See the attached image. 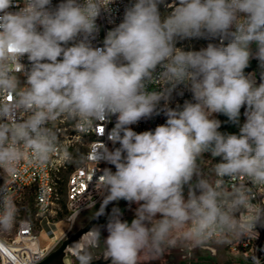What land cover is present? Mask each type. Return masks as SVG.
<instances>
[{
	"label": "clouds",
	"instance_id": "obj_1",
	"mask_svg": "<svg viewBox=\"0 0 264 264\" xmlns=\"http://www.w3.org/2000/svg\"><path fill=\"white\" fill-rule=\"evenodd\" d=\"M113 3L0 0V232L17 224L15 184L24 166L43 170L61 153L73 160L58 122L90 134L116 117L108 132L113 148L97 143L85 159L102 197L97 214L124 200L137 205L135 216L129 223L114 207L106 236L93 226L69 246L75 264H96L98 250L109 264H142L177 248L259 239L264 72L257 84L245 69L252 59L264 68V0H174L170 11L166 0H134L97 46V21ZM191 39L217 42L177 46ZM181 86L192 99L172 108ZM161 113L166 122L154 130L132 129ZM215 114L239 133L220 132ZM248 261L264 264L255 252Z\"/></svg>",
	"mask_w": 264,
	"mask_h": 264
},
{
	"label": "built area",
	"instance_id": "obj_2",
	"mask_svg": "<svg viewBox=\"0 0 264 264\" xmlns=\"http://www.w3.org/2000/svg\"><path fill=\"white\" fill-rule=\"evenodd\" d=\"M59 0H53V4ZM134 0H114L111 5L110 15H102L98 19L99 33L93 43L102 46L107 31L117 26L123 19L124 11ZM16 9H12L15 11ZM217 41H215L216 43ZM23 63L28 64L25 58ZM257 84L261 82L262 71L252 70ZM247 74V73H246ZM155 85H149L151 91ZM182 92L183 94H178ZM192 94L183 86L173 93L170 107L177 104L183 105L186 100H191ZM116 117L109 122L100 125L103 131L98 129L90 134L78 132L73 122L60 121L57 123L60 142L71 153L73 160L66 162L63 153L54 156L51 163L43 170H36L28 166L21 169L22 175L16 179L15 187L18 190L17 203L20 208L17 224L9 233L0 232V264H38L51 251L58 242L44 245L42 233L44 224L57 225L65 221L68 226L65 235L71 231L80 216L90 210L96 209L102 203V197L97 192L93 180L94 166L89 164L85 157L94 151L97 143H102L108 148H113L108 139V132L114 127ZM166 122V117L161 113L150 119H142L132 125L137 133L154 130L155 127ZM118 147L119 145H115ZM83 151V157L79 158L78 152ZM111 167L101 163L99 169ZM100 173L98 172L97 175ZM0 176V183L4 182ZM246 183V181H241ZM264 203V200L261 201ZM41 228V229H40ZM233 252H237L249 264L248 257L256 253L264 261V230L259 239L237 240L229 244Z\"/></svg>",
	"mask_w": 264,
	"mask_h": 264
},
{
	"label": "rangeland",
	"instance_id": "obj_3",
	"mask_svg": "<svg viewBox=\"0 0 264 264\" xmlns=\"http://www.w3.org/2000/svg\"><path fill=\"white\" fill-rule=\"evenodd\" d=\"M168 4V11L171 10V7L174 3V0H166ZM165 9L161 7V12L163 13ZM215 41H208L204 39H191V40H184L179 42L177 45L178 47H183L185 50H199L202 47H206L207 43ZM253 49H255V45H253ZM255 63L256 68L259 71L264 72V68H261L258 61L256 59H252L250 63ZM214 118L220 120V114H215ZM79 158L83 157V151H79L78 153ZM211 157L209 154H205V170L210 167V164L207 163L211 161ZM216 162V161H213ZM114 170V168H113ZM122 202L124 205V212L122 214V219H129L131 220L135 216V210L137 205L135 203H129L124 200H120L118 202H113L107 205V213L106 218L103 221H99L96 226L100 227L102 230V235L106 236L107 232L104 231V226L106 225L108 214L111 213L112 209L115 207L117 203ZM102 207V203L96 209L90 210L80 216V218L76 221L74 227L71 229L68 234L65 235V232L68 226L65 225H54L52 222L51 224H44L43 233H42V241L44 245H50L58 242L54 249H57L62 241L68 237H70L73 233H75L80 228L84 227L89 220L99 212ZM65 222V221H63ZM41 229V228H40ZM97 260L100 259L99 257V250L97 251ZM64 264H75V259L69 257V250L64 257ZM142 264H244V260L241 255L237 252H233L229 245H212L206 249H174L164 254L159 259L151 260L150 258L144 257L142 258Z\"/></svg>",
	"mask_w": 264,
	"mask_h": 264
},
{
	"label": "water",
	"instance_id": "obj_4",
	"mask_svg": "<svg viewBox=\"0 0 264 264\" xmlns=\"http://www.w3.org/2000/svg\"><path fill=\"white\" fill-rule=\"evenodd\" d=\"M99 213V212H98ZM103 214H95L89 222L75 233H73L70 237L64 239L60 246L57 249L51 251L40 263L38 264H58L63 263L64 257L66 256L69 246L73 243V241H77L80 239L83 233H86L91 227L96 226V224L102 219ZM96 264H109V262L100 258L96 261Z\"/></svg>",
	"mask_w": 264,
	"mask_h": 264
},
{
	"label": "trees",
	"instance_id": "obj_5",
	"mask_svg": "<svg viewBox=\"0 0 264 264\" xmlns=\"http://www.w3.org/2000/svg\"><path fill=\"white\" fill-rule=\"evenodd\" d=\"M256 67L257 66H256V64L254 62L253 63H250L249 67L247 69H245V72L248 73V72H250L252 70H257ZM244 111H245V109L242 108L241 109V116H240V123L241 124L245 121V117H244V114H243ZM220 121H221V127L219 129L220 132L225 133V134H238L239 133V126L233 124L232 122H230L225 115L220 114ZM217 160H218V158H217ZM115 207H118L120 209L121 213L123 214V212H124V205H123L122 202L117 203L115 205ZM107 211H108L107 208H105L104 209V216L102 217V219L100 221L105 220V218L107 216L106 215ZM125 220L128 221V222L130 221L129 219H125Z\"/></svg>",
	"mask_w": 264,
	"mask_h": 264
},
{
	"label": "bare ground",
	"instance_id": "obj_6",
	"mask_svg": "<svg viewBox=\"0 0 264 264\" xmlns=\"http://www.w3.org/2000/svg\"><path fill=\"white\" fill-rule=\"evenodd\" d=\"M66 223L65 222H59L57 225H65Z\"/></svg>",
	"mask_w": 264,
	"mask_h": 264
},
{
	"label": "flooded vegetation",
	"instance_id": "obj_7",
	"mask_svg": "<svg viewBox=\"0 0 264 264\" xmlns=\"http://www.w3.org/2000/svg\"><path fill=\"white\" fill-rule=\"evenodd\" d=\"M58 264H62V263H58Z\"/></svg>",
	"mask_w": 264,
	"mask_h": 264
}]
</instances>
